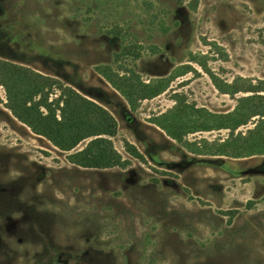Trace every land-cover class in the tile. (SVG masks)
Segmentation results:
<instances>
[{
	"label": "rangeland",
	"instance_id": "374dc122",
	"mask_svg": "<svg viewBox=\"0 0 264 264\" xmlns=\"http://www.w3.org/2000/svg\"><path fill=\"white\" fill-rule=\"evenodd\" d=\"M67 87L119 166L8 109ZM263 116L264 0H0V264H264V154L234 141Z\"/></svg>",
	"mask_w": 264,
	"mask_h": 264
},
{
	"label": "trees",
	"instance_id": "16d2710c",
	"mask_svg": "<svg viewBox=\"0 0 264 264\" xmlns=\"http://www.w3.org/2000/svg\"><path fill=\"white\" fill-rule=\"evenodd\" d=\"M36 77L44 83L52 81L45 76L36 75ZM39 91H42V88ZM39 95L41 97V94ZM61 96L63 101L57 103L61 113L60 117L55 114L56 110H51L52 104L43 101L37 102L33 100L23 104L14 102L8 106V109L14 117L27 125L36 135L45 137L64 152L72 151L86 139L95 138L84 150L70 156L72 163L85 168L119 166L118 164L122 160L121 156L115 152L108 139L102 138V136L112 137L115 135L116 121L112 116L104 108L86 99L71 88L67 87ZM257 97L262 96L258 95ZM42 109L47 112H42ZM256 115L259 114L254 113L252 117ZM262 118L261 122L249 132L247 138H245L246 135L243 136L241 134L239 138L237 137L234 140L235 142L242 140L250 143L253 148L250 152L252 155L257 153L264 154V128L262 127L264 125V116ZM170 119L168 118L167 122ZM180 123L175 117H173V121H170L171 127L175 126V128H177L176 126H183ZM239 125L237 124L233 128L236 129ZM222 126L225 125L220 124V127ZM168 130L175 133L172 128H168ZM173 135L176 139H180L179 133ZM129 148L132 149L133 155L141 158L136 148L132 146Z\"/></svg>",
	"mask_w": 264,
	"mask_h": 264
}]
</instances>
